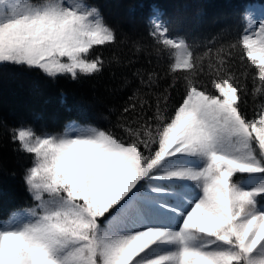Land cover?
Returning a JSON list of instances; mask_svg holds the SVG:
<instances>
[{"label":"snow or ice","instance_id":"1","mask_svg":"<svg viewBox=\"0 0 264 264\" xmlns=\"http://www.w3.org/2000/svg\"><path fill=\"white\" fill-rule=\"evenodd\" d=\"M106 7L0 0V67L129 90L61 125L0 116L22 188L0 264H264V0L211 21L154 2L143 25Z\"/></svg>","mask_w":264,"mask_h":264},{"label":"trees","instance_id":"2","mask_svg":"<svg viewBox=\"0 0 264 264\" xmlns=\"http://www.w3.org/2000/svg\"><path fill=\"white\" fill-rule=\"evenodd\" d=\"M107 5L106 13L113 22L143 25L147 19V7L159 3L169 10L186 8L189 15L196 17L203 8V19L211 21L227 15L233 7L246 0H100ZM118 86L108 76L99 80H83L80 83L60 80L56 84L47 82L34 73L15 67H0V116L9 123L27 119L33 112L43 113L50 122L63 124L79 115L81 102H90L95 96H103L109 106L118 105L126 98L129 90L121 89L115 96L108 89ZM61 90L67 93L66 103L61 104ZM71 108L72 111L67 109ZM16 170L15 177L10 172ZM22 194L19 168L16 157L9 150L0 154V208L7 211L18 203Z\"/></svg>","mask_w":264,"mask_h":264}]
</instances>
